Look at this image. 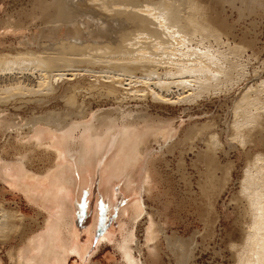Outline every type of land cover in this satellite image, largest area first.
<instances>
[{"label": "bare ground", "instance_id": "1", "mask_svg": "<svg viewBox=\"0 0 264 264\" xmlns=\"http://www.w3.org/2000/svg\"><path fill=\"white\" fill-rule=\"evenodd\" d=\"M262 3L263 0H251L246 11H258ZM243 11H237L239 17ZM31 26L38 28V35L32 33L15 45L0 47L1 133L10 130L21 133L19 120L15 123L9 117L11 108L42 107L56 97H63L65 106L74 110L73 96L67 95L66 88L61 90L65 86L87 94L106 95L103 98L110 102L107 98L112 99L113 107L105 110L77 107L71 113H51L27 122V133L39 141L34 146H42L37 160L42 163L39 173L44 174L51 190L28 183V179L36 176L31 170L33 155L20 151L9 158L0 153L3 178H10L46 213L41 223H36V229L24 235V216L14 212L11 214L14 220H10L8 211L0 205V245L18 239L6 254L11 264H67L71 253L80 255L67 193L74 184L75 164L80 172H91L101 156L107 154L102 171L109 185L122 177L124 186L129 187L141 174L143 187L150 193L152 184L156 186L158 182L160 154L175 150L186 153L194 148L197 151L192 163L201 166L197 185L206 209L199 217L205 228L201 239L215 236L214 224L210 226L209 222V216L215 212L214 198L227 191L237 167L235 161L223 162L222 157L229 158L230 153L236 152L237 158H243V166L237 178L238 189L230 194L229 200L234 204L239 233L237 241L229 244L230 258L233 264H264V108L254 103L261 99L257 89L264 87V79L257 85H254L257 81L247 85L234 104L230 124L223 127H218L214 120L199 119L189 123L179 119L176 126L171 120L146 111L150 103L195 104L209 91L212 74L207 69L218 67L219 58L225 56L217 57L220 52L213 56L209 48L191 44L203 45L207 39L218 44L221 33L232 34L224 16L217 11L213 13L211 2L27 0L15 14L7 13L0 18V29ZM182 47L205 60L202 67L207 69L196 70L185 62L180 56ZM235 74L241 72L236 69ZM89 76L91 80L87 79ZM137 83H142V87L134 88ZM134 100L136 107H131ZM153 143L159 144V151ZM46 144L51 149L47 150ZM181 162L179 166L183 165ZM109 185L105 188H112ZM188 191L194 193L191 185ZM169 205L168 201L153 213L148 212L143 200L135 199L122 211L123 216L129 217L120 221V238L114 242L124 264H158L162 239L180 261L178 255L184 242L175 233L166 234L167 222L162 218ZM142 218L146 254L136 238V227ZM197 236L200 238V234Z\"/></svg>", "mask_w": 264, "mask_h": 264}, {"label": "rangeland", "instance_id": "2", "mask_svg": "<svg viewBox=\"0 0 264 264\" xmlns=\"http://www.w3.org/2000/svg\"><path fill=\"white\" fill-rule=\"evenodd\" d=\"M208 1L212 4L213 13L217 11L218 14H222L227 23L231 25L232 34L230 31L221 33L218 44L211 39H207L203 42V45H200V43L191 45L200 49L209 48L213 56L220 52L221 54H218L217 57L224 54L225 59L219 58L218 67L207 69L205 66L202 67L205 60L194 57L188 52L187 47L180 49V56L185 62L191 64L194 69H207L212 74V79L208 83L210 92L208 91L204 96L199 97L195 104L181 103L173 106H162L150 103V107L146 110L151 115L171 120L170 122L175 123L176 126L179 119L185 120L186 123L193 122L192 119H199L201 122L214 120L218 127H223L227 123L229 125L234 104L244 94L247 85L249 86L254 81H257L254 84L257 85L260 80L264 79V0L263 5L255 12L246 11L251 0ZM26 2L27 0H0V18L6 17L7 13L15 14L16 10H19ZM240 9H244V13L239 17L237 11ZM37 31L38 28L34 26L18 30H11L9 27L1 28L0 47L15 45L24 36L28 35L30 37L33 35L32 33L36 35ZM230 65H232V68H229ZM236 69L241 72L240 75L235 74ZM91 78L89 76L87 79L91 80ZM141 87L142 83L134 85V88ZM65 88L67 95L73 96L76 110L79 109L77 107L85 110L91 108L93 110H105L113 107L112 99L107 98V100H111L110 102L103 98L106 95L98 92H91L90 94H87L86 91L78 92L72 86H65L61 90ZM260 88L257 90L261 92ZM261 89H263V92H259V98L262 99L264 96H261V94L264 93V87ZM261 99L256 100V102L254 100V103L263 109L264 99H262L263 101ZM49 102L42 107L21 105L10 109L9 117L15 123L16 120H19L17 121L18 127L22 130L21 133L20 131L11 130L10 133L0 132V153L9 158L13 157L12 154L20 151L33 155L31 170L34 172V176L38 177L28 179V183L39 184L51 190V185L44 178V174L39 173V167L42 166V163L37 160L42 146L38 148L34 146V143L39 144V141H35L25 128L27 122L35 117L46 116L51 113L64 115L65 113H71L75 108L73 110L72 106H65V98L63 97H56V99ZM136 103L135 100L131 101L130 106L136 107ZM46 146L44 147L47 150L51 149L48 144ZM152 146L159 151V144L153 143ZM199 146L203 147L202 144ZM196 151L194 148L193 151H187L186 153H179L175 150L172 153L160 154L158 161H161L158 162L159 164L157 163L159 169L158 182L156 186L152 184L153 187L151 186L152 191L150 190V193L143 187L144 181L141 174L137 177L138 182L136 181L134 185L132 183L129 187L124 186L125 180L122 177L109 185L107 175L102 171L107 154L101 156L95 169L91 172H80L75 164L74 184L67 190V193L71 206L70 211L73 215L74 236L81 247L82 255L81 252V256L77 253H71L67 264H122L123 261L114 241L120 238L119 233L121 232L122 222L128 220L129 217L128 214L123 216L122 211L135 199L143 200L146 209L149 210L148 212L153 213H155V208L161 209L169 201L170 205L166 209V213L162 215L163 220L166 219L167 222L164 225L166 234L175 233L184 242L181 245L179 255L177 254L180 258V261H178L179 259L170 253L167 243L161 237L158 264H233L234 262L230 258L229 244L237 241L239 233L236 226L237 216L233 208L234 204L229 200L230 194L238 189L237 178L240 176L243 158L241 156L237 158L236 152L230 153L229 158L222 157L223 162L235 161L234 165L238 168H234V172H232L233 180L229 183L227 191L214 198V210L218 215L213 212L214 215L210 213L211 216H209L211 219L209 222L212 223H210V226L214 224V238L208 236L201 239V233H204L205 228L199 217L201 213L206 212V209L203 200H200L197 185L201 174H199L201 166L192 163ZM180 155L182 156L180 157ZM181 160L183 165L179 166L178 163ZM0 162H3V160H0ZM2 175L0 169V205H3V208L8 211L10 220H14V217L11 216L14 212H17L16 215L24 216L26 222L23 227V234L26 235L34 231L37 224L41 223L43 216L46 214L44 213L45 210L40 208L35 201H30V198L18 189L13 181L8 180L10 178H3ZM106 183L112 188H105L108 186ZM190 185L194 193L188 191ZM216 215L219 217H216ZM121 220L122 222H120ZM143 220L142 218L138 221L136 238L139 245H142L144 254H146L147 249L143 246L145 227ZM194 233L195 235H193ZM197 234H200V238ZM17 237L20 239L19 236ZM204 238L205 240H203ZM17 242L18 239L14 238L11 239V242H8L9 244L0 245V264H11L6 254L11 249L10 246ZM189 252H192L191 257H189Z\"/></svg>", "mask_w": 264, "mask_h": 264}]
</instances>
